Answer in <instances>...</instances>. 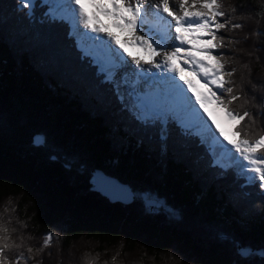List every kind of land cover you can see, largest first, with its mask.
I'll return each instance as SVG.
<instances>
[{"label": "trees", "instance_id": "1", "mask_svg": "<svg viewBox=\"0 0 264 264\" xmlns=\"http://www.w3.org/2000/svg\"><path fill=\"white\" fill-rule=\"evenodd\" d=\"M218 3L225 27L212 44L232 89L222 108L248 113L232 133L254 142L264 135V0ZM48 9L0 0V264H264L259 180L211 166L179 119L124 108ZM92 172L133 199L102 197Z\"/></svg>", "mask_w": 264, "mask_h": 264}, {"label": "snow or ice", "instance_id": "2", "mask_svg": "<svg viewBox=\"0 0 264 264\" xmlns=\"http://www.w3.org/2000/svg\"><path fill=\"white\" fill-rule=\"evenodd\" d=\"M86 2L93 10L91 13H89L85 9V0H74L75 5L77 6L79 19L83 23V27L85 29H88L90 32L96 34L104 32L105 28L100 24L98 16L103 15L105 17H108L113 21L114 27L121 30H126L130 34H132V40L125 41V43L138 44L141 48H144L145 51L149 52L150 59L146 61L147 63H151L155 68L163 69L166 67L169 72H172L174 74H178L179 72L184 71V69L178 67L176 63V61H179L181 59V47H176L171 52L165 53L164 60L162 62L156 63L154 62L153 58L159 55V53L156 52L153 45L157 44V41L155 39H149L143 35L135 34L139 30L142 22L147 19V5L145 3V0H134V3H132L131 0H86ZM186 3L187 0H181L179 5L180 11L183 13V15H177L172 10H170V0H159L158 4L152 5V7L156 9L157 19L160 20L163 24H167L169 27L171 26L167 21H165V18L163 16L159 15L160 12L166 13L167 16L171 17L172 20L175 21L176 35L174 39L179 41L180 45L186 43L183 37L179 35L182 30L192 32L204 29L205 31L211 33L213 38H215L213 26L216 30L225 27L223 23H219L216 20L217 17H222L224 15V13L219 10L221 5L218 3V0H192L193 5H195L196 3H200L203 8H206L210 11L211 15H208V13L205 12L189 11L186 8ZM22 6L28 8L30 5L29 3H24ZM234 27H239V25H234ZM107 36L109 41L118 44L121 48L124 47L123 44L115 39L111 32H108ZM158 46H163V43H160ZM215 47L216 45L210 44L208 48H205L203 50L209 51L210 49H213ZM183 59L186 65L192 66V70H200V72H197V74L202 73V78L205 79L206 83L211 82L217 88L224 89L225 81H223L222 79H216V77L221 74L223 65L212 68L197 60L194 56L191 55L190 51L185 53ZM133 62L135 63L137 69H141V61L139 59L133 57ZM231 74V72L228 73V75ZM134 75H136L137 79L132 81L133 85L139 83V78L144 75V72H137L134 73ZM210 77L211 79L209 80ZM173 79H175V76H173ZM180 80H183L184 84L188 86L189 90L192 89L193 86L191 82L184 79L182 75L180 76ZM226 91L231 93L232 89L227 88ZM137 94L139 95V93ZM212 95L218 101L221 100V97L218 96L215 92H213ZM231 99L235 100L237 99V97L232 96ZM196 102L200 105L201 108H204L205 101L201 99L200 96H196ZM135 107H139L138 102L134 104V108ZM227 115L232 118L243 120L245 116L248 115V113L245 112L243 116H239L232 111H228ZM148 116L149 115L145 114L144 112L137 114V118L142 120H146ZM228 143L232 145L236 153H239L243 161H247V165L242 169V171L252 174L247 178L249 180L258 178L260 181L264 182V154H261L257 151V149L259 148H264V135H261L254 142L246 139H239L235 142L229 140ZM50 239L51 237H47L45 239V244H47ZM7 247V244H4L3 247H0V256H2L4 248Z\"/></svg>", "mask_w": 264, "mask_h": 264}, {"label": "rangeland", "instance_id": "3", "mask_svg": "<svg viewBox=\"0 0 264 264\" xmlns=\"http://www.w3.org/2000/svg\"><path fill=\"white\" fill-rule=\"evenodd\" d=\"M20 1H21V5H23L24 3H29V5H30L29 8L32 6V4L34 2V0H20ZM174 1L177 3V5L179 7L181 0H174ZM42 2L44 4H46V6L49 8L48 12L51 16H53V17L57 16L59 18H65V20L68 19L69 26L73 25L74 27L73 26L72 27H73L75 34L79 35L81 38H83L85 40L84 43H86L87 49L89 51H91L93 57L91 54H89L88 51H81L78 49L81 52V54H83L84 56L88 55L92 62L94 61L95 63H97V60H98V61H100V63H102V64L104 63L103 65H106V66L105 67L103 66L104 67L103 71L107 70L111 66V63L116 64V65H113L114 67H116V70L114 72L112 70L108 71L111 75L107 74L104 76L106 79L111 80V82H112V84H113V86H114V88H115V90H116V92L120 98V102L123 105V107H126L127 110L133 111L136 116L138 113H141V111H139V107L140 108L142 107L141 108L142 112H144L145 114H148L149 116H153V115L157 114V115L163 117L165 113L166 114L169 113L171 115V117H173V118H176V116H178L183 127L193 130V132H195L196 134H198V132L200 130H202V127L201 126L199 127V125H196L197 123L195 124V122L197 120L204 118L205 116L198 110L196 104L191 99L188 101V105H187L188 108L185 110H183V108H184L183 106H175L171 103L170 97H172V96L170 94H169L170 97H167L165 101L162 100L159 102V105L157 108L154 105H150V107L145 106L148 102L144 104L143 102H139L137 100L138 98L134 93V89H135L136 85L132 86V84H133L132 81L136 80L135 79L136 75H134V73H137L139 69L136 68V65L132 59V55H129V56L126 55L124 53V50H123L124 47H126V46H129L130 48H132L131 45L134 46L132 49H136V45H138V44L125 43V41H131L132 40V38H133L132 34H130L126 30H121L119 28L114 27L113 21L108 17H105L106 19L103 20L102 22L99 21L100 24L103 25L104 28H106V30L102 33H99V34L92 33L88 29H85L83 27V23L81 21L79 22L80 28L78 27L77 19H79V15H78V12H77V9L75 8V6L73 4H71L72 0H42ZM145 3L147 5V8H146L147 20L152 21V24H150L149 27H147L145 25L147 20H144L142 22V24L140 25L139 30L135 34L136 35H143V36H146L147 38H150V39H155L160 32V30L158 28L164 29V27L161 26V24H159L160 22L159 23L155 22L154 18H153L155 15L156 9L153 8L152 5L158 4L159 0H145ZM172 3H173V0H170L171 5H172ZM85 4L88 7L87 8L88 12L91 13L93 10L88 5L86 0H85ZM50 8H51V10H50ZM186 8L189 11L205 12V13H208V15H211L210 11L208 9L204 10V8L201 6L200 3H196L195 5H193L192 0H187ZM64 11H65V13H63ZM153 11H154V15H153ZM162 13L163 12H161V14ZM180 15H182V14H180ZM106 20L108 21V23L105 22ZM166 20H168V19L166 18ZM170 22H172V21H170ZM170 25L171 26L169 28H171V32H173L172 23ZM153 26H155L156 29H158L159 31L154 30L153 32H151V28ZM165 26L168 29V27H167L168 25H165ZM174 26H175V22H174ZM203 31H204L205 36L202 38L205 39V40H203V42L205 41L204 43L206 44V46H201V47H202V49H205V48H208L210 45V39H211L212 34L205 31L204 29H203ZM108 32H111L113 34V36L115 37V39L117 41H119L121 44H123L124 47L121 48L118 44L109 41L108 36H107ZM195 35H197V31H196ZM168 39H169V41H168ZM172 39H173L172 36L169 35L167 37V42H170ZM156 41L158 42V40H156ZM158 45H156V44L153 45L156 52L158 51V49H160V46H158ZM111 46L115 47V49H114L115 51L119 50L121 55L118 54V56H117V52L112 51L110 49ZM135 52L136 53H134L133 55H135V56L141 55L142 57L146 58V59L142 60V62L143 61L146 62L149 60V58H148L149 52L145 51V49H143L142 51H139V52H137V51H135ZM206 52H207L206 53L207 56L206 57L204 56V58L207 60L208 64L206 63V61L204 62V64H206L208 66L211 64L210 67L213 68L212 63L214 62V60L212 59V57H215L216 60L219 58L217 57L214 49H210L209 51H206ZM123 54L126 55V57H123L122 56ZM120 56H121V58H120ZM95 58H97V60ZM107 62H108V64H107ZM214 65H215L214 67H219L220 65H222V62L219 60V63L217 62ZM130 66H131V68H130ZM100 71H102V70H100ZM109 76H110V78H109ZM126 76H127V82H126ZM220 76H224L225 79L227 80V75L224 72L223 68L221 69V74L219 75V79H220ZM144 83L145 82H143V84ZM227 84H228V80H227ZM131 86H132L131 91L133 92V94L136 96L137 99L135 98V96L132 95V93L130 91ZM172 87H175L174 84L172 85ZM226 88H227V86H226ZM143 89H145V88H143ZM217 90L221 91L223 89L213 87L211 90V94L213 92L218 93ZM208 96H210V95H208ZM208 96H207V100L209 101V104H207L208 105L207 107H209L208 109H210L209 112L213 116V121L216 122L218 120L219 126L230 131V129L232 127V122H228L230 120V118H228L225 115L220 113V110L218 109V100L214 99V97L212 98V97H208ZM137 102H138V106H139V103H143V105L134 108V104ZM210 104L213 105L211 108H210ZM189 105H191V107H192L193 115L196 117L195 119H192L191 115L188 114V111L190 110ZM143 106H145V107H143ZM186 115H188L187 116L188 118L186 117ZM226 118H227V121H226ZM191 120H193V122L194 121L195 122L192 123ZM204 131L209 132L210 130L206 126V127H204ZM215 135L216 134L214 131L213 138H212L214 140H215ZM229 138L231 139V141H234L232 138V135H230V134H229ZM211 140H208L207 143L210 144ZM224 141H226V140L224 139ZM35 142L39 143V139L37 138L35 140ZM226 143H227V146L230 147V145L228 144V141H226ZM225 151H226V149H225ZM229 151H230V154L232 153L233 155L239 154V153H236L235 151H232V150H229ZM217 152H218V150L214 151L213 158L215 160L219 161V159L216 158ZM224 155L225 154H223V156ZM226 156H228V155H226ZM223 158L228 159L227 163H229L231 165V167L233 164V167L236 168V170L240 171L246 177L247 181H249V179L247 177L251 176L252 174L249 172L242 171L243 167L247 165V161H243L242 157H240V156H236V160H235L236 163H233V161L231 162V160H230L231 158H229V157L224 156ZM211 159H212V154H211ZM107 184L110 186V188L116 194H118L120 197H122L125 201H128L129 197L126 194L125 189H123L119 186H115L113 184H110L109 182H107ZM262 185H264V182L261 181L260 186L264 187ZM133 197H134V195H133ZM155 204H158V203L156 202Z\"/></svg>", "mask_w": 264, "mask_h": 264}, {"label": "bare ground", "instance_id": "4", "mask_svg": "<svg viewBox=\"0 0 264 264\" xmlns=\"http://www.w3.org/2000/svg\"><path fill=\"white\" fill-rule=\"evenodd\" d=\"M85 8H88L86 4H85ZM170 10H172L177 15H180V14L183 15V13L180 11V8L178 7L177 3L174 0H173V3L171 5V9ZM204 10H206V8H204ZM77 12H78V10H77ZM153 15H154V11H153ZM159 15L163 16L165 18V21H167L169 24L172 23L173 32H171V28H169V26H167L168 29L166 28L165 25H167V24H164L163 25L162 22L157 19V13L155 12V15L153 17L154 18V21L157 22V23L160 22L159 24H161V26H163L167 30V32L166 33L165 32H161L155 38L156 40H158V42H157L156 45H158L160 43H163V46H160V49H158L157 53H159V55H157V56H155L153 58L154 59V62H156V63L162 62L164 60V58H165V53L171 52L176 47H181V49H182L181 50V53H180L181 59L179 61H176V63L178 65V67H181L182 68L183 66H185L184 59H183V57L185 56V53L191 51V48H190L191 45L189 44V42L191 40H193L194 38L195 39L197 38L198 41H200L203 46H206L205 43L203 42V38H202L203 37V33H202L203 31L200 29V30H198L197 35H195L196 31L188 32V31H183L182 30L179 33V35H181L183 37V39L186 41V43L183 44V45H180V42L179 41H177V40L175 41L174 40V37L176 35V32H174V30H175L174 22L175 21L172 20L171 17L167 16L166 13H162L161 14V12H160ZM166 18L169 21L166 20ZM170 21H172V22H170ZM79 22H80V20L77 19V25H78V27H79ZM105 22L108 23L107 20ZM169 35L172 36L173 39L170 42H167V37ZM168 41H169V39H168ZM131 47L133 48L134 46L131 45ZM132 48H130L129 46L124 47V49H123L124 50V53L126 55H128V56H129V54L132 55V59H133V57H135L136 59H139L141 61V69H139L138 72H141V71L144 72V75L142 77H140V79H139V83L138 84H135L136 87L134 89V93H135L136 96L138 95L137 93H139V95L141 96V99L138 98L137 100L139 102H143L144 104L148 102L147 104L154 105V97H153V95L157 93V90L155 92H152V89L153 88H150V90H148V87H146V89H142V88L144 86H146V85H151V80H154L155 74L156 75H163L164 72H168V74H169L170 77L165 78L167 80V87H166L165 90H167V92H170L172 94V97L174 99H176V101H173L172 98H171L170 99L171 100V103L173 105H175V106H183L184 107L183 110H185V109L188 108V106H187L188 105V101L190 99L193 100V102L196 104L198 110L199 111L200 110H203L204 111L202 114L205 117L202 118V119H200V120H197L196 122L194 121V122L197 123L196 125H199V124L202 125V132H203L202 133V136H203L204 143L206 145H210V146L213 147L212 156H213L214 151L215 150H218V152H217L218 154L216 153V158L219 159V161L220 160L227 161L228 159L223 158L224 156L225 157H229V158H231L230 160H232L233 154L232 153L230 154V151L229 150H232V151H235V150L233 149V147H232L231 144L228 143L231 148L229 146H227L226 141H224V139H223L224 138L223 137L224 132H222V131L217 132L216 130H213L212 127H211V125H213V124H215L217 126V121L216 122L213 121V116L209 112L210 111V109H208L209 107H207L208 106L207 104H209V101L207 100V96L208 95L211 96V93H210L209 90H206V88L209 85H208V83L205 82V79L202 78V73L201 74H197V72H199V71L197 69L196 70H192V66H190V65H186L185 66V69L182 72L184 75H182L180 72L178 74H174L172 72H169L166 67L163 68V69L155 68V67H153V65L151 63H146L145 61L142 62V60H144L146 58L142 57L141 55H139V56L138 55L137 56L133 55L134 53H136L135 51L139 52V51H142L144 48H141L139 45H136V49H132ZM110 49L112 51H115L114 50L115 49L114 46H111ZM115 52H117V56H118V54L121 55V53H120L119 50L118 51H115ZM199 53H200V57L203 59V61L204 62L206 61V63L208 64L207 60L204 58V56L205 57L207 56V54H206L207 52L204 51L203 49H200L199 48ZM126 55L123 54L122 56L123 57H126ZM120 58H121V56H120ZM148 58L150 59V56H148ZM212 59L214 60V62H216V58L215 57H212ZM214 62L212 63L213 64V68H216V67H214ZM113 65H116V64L115 63H111V66L107 70H104L103 72L104 73H107V74H110L108 71H111V70L114 72L116 70V67H114ZM130 68H131V66H130ZM175 75H177V77H175V79H173V76H175ZM181 75L186 80H190L191 79V80L197 82L198 85H199V82H204L203 87L200 88L199 90H196V89L193 90V88H192L190 90V93H188L186 91V89L184 88V86L182 84H179L180 83L179 81H180V76ZM187 75H191L192 77L191 78H187L186 77ZM135 79H137V77ZM209 79H211V78H209ZM161 80L163 81V79H161ZM143 82H145V83L143 84ZM173 83L176 84L175 87H172ZM132 86H133V84H132ZM132 86L130 88V91L132 90ZM141 89H142V91H141ZM131 93H132L133 96H135L132 91H131ZM136 96H135V98H136ZM196 96H200L201 99H203L205 101L204 108H201L200 105L196 102ZM143 103H139V106H142ZM176 104H178V105H176ZM189 108H190V110L188 111V114L191 115L192 119H195L196 117L193 115V111H192L191 105H189ZM187 116L188 115H186V117ZM191 122L194 123L193 120H191ZM206 126L210 130L209 132L204 131V127H206ZM214 131H215V134H216L215 135V140L212 139L213 138ZM223 131H225V130H223ZM208 140H211L210 144L207 143ZM225 149H226V151H225ZM223 154H225V155L223 156ZM226 155H228V156H226Z\"/></svg>", "mask_w": 264, "mask_h": 264}, {"label": "water", "instance_id": "5", "mask_svg": "<svg viewBox=\"0 0 264 264\" xmlns=\"http://www.w3.org/2000/svg\"><path fill=\"white\" fill-rule=\"evenodd\" d=\"M91 175L93 179L92 190H94L95 192H98L102 197L106 198L110 202H122V203L127 204L133 199V195L130 193L129 189L125 185H121L116 180L106 177L99 172H92ZM107 182L125 189V192L129 197L128 201H125L122 197L116 194L107 184ZM152 206H153V203L151 202L149 204V207H152Z\"/></svg>", "mask_w": 264, "mask_h": 264}, {"label": "clouds", "instance_id": "6", "mask_svg": "<svg viewBox=\"0 0 264 264\" xmlns=\"http://www.w3.org/2000/svg\"><path fill=\"white\" fill-rule=\"evenodd\" d=\"M73 26V25H72ZM74 27V26H73ZM73 32V34H74V38H77V40L79 39V37H78V35H76L75 34V32H74V30L72 31ZM175 40V39H174ZM176 41V40H175ZM215 51V50H214ZM215 53H216V55H217V57L219 58V54L215 51ZM221 61V59L219 58V59H217L216 61ZM222 62V61H221ZM147 65V64H146ZM224 70V69H223ZM113 85V84H112Z\"/></svg>", "mask_w": 264, "mask_h": 264}]
</instances>
